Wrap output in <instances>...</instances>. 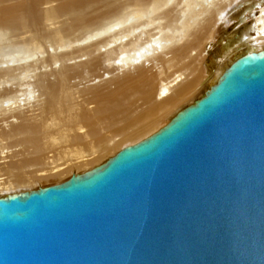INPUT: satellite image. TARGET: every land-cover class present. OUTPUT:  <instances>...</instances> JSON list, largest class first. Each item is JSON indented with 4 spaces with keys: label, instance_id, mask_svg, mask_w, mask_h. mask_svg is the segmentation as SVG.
<instances>
[{
    "label": "water",
    "instance_id": "95a60500",
    "mask_svg": "<svg viewBox=\"0 0 264 264\" xmlns=\"http://www.w3.org/2000/svg\"><path fill=\"white\" fill-rule=\"evenodd\" d=\"M0 264H264V49L102 165L0 197Z\"/></svg>",
    "mask_w": 264,
    "mask_h": 264
},
{
    "label": "bare ground",
    "instance_id": "6f19581e",
    "mask_svg": "<svg viewBox=\"0 0 264 264\" xmlns=\"http://www.w3.org/2000/svg\"><path fill=\"white\" fill-rule=\"evenodd\" d=\"M94 1L20 16L16 5L0 7V197L102 165L175 115L236 54L264 49V0H110L98 24L105 5ZM231 24L238 32L217 52ZM208 55L215 60L200 67Z\"/></svg>",
    "mask_w": 264,
    "mask_h": 264
},
{
    "label": "rangeland",
    "instance_id": "374dc122",
    "mask_svg": "<svg viewBox=\"0 0 264 264\" xmlns=\"http://www.w3.org/2000/svg\"><path fill=\"white\" fill-rule=\"evenodd\" d=\"M66 0H0V7H3V6H6V5H16V7L15 8H10V11L12 12L11 14L13 15V14H17L18 16H20V13L21 12H25L26 11V9L30 6L31 7V9L33 10V11H38V9L39 8H43V7H45V6H47V5H52V6H58L59 4H62V3H64ZM79 1V3H80V5H81V7L80 8H84V7H86L87 6V4H88V6L86 7V9L88 8V7H94L95 6V1L94 0H78ZM104 0H102V2H101V5H102V3L105 5V6H101L102 8H99L97 11H96V13H94V15L93 14H91V18H93V16H94V18H96V21H97V24L98 23H100L101 21H102V19L100 18V17H103V20H105V19H107L109 16H110V0H105L104 2H103ZM109 4V5H108ZM99 7H100V5H99ZM85 11V10H84ZM68 16V12H67V15H66V17ZM60 17V18H59ZM58 18H59V20L60 19H64V17H65V15L64 14H61L60 16H59ZM58 20V19H57ZM58 24V23H57ZM91 25H93V23H91ZM236 26L234 25H232L231 24V26H223V28H221V30L218 32V43H217V45H216V48H218L219 50H217V52H219V51H221L222 50V47H226V44L228 43V42H230L231 40H233L234 38H233V35L236 33V32H238V29H236L235 28ZM80 30V29H79ZM79 30H77L76 31V33L79 31ZM21 32L23 33V34H21ZM28 32V34L26 35V33ZM33 32H34V30H33ZM17 35H23L24 37L25 36H29L30 35V32L29 31H26V30H24V29H20L19 31H18V33H17ZM21 37V36H20ZM223 37V38H222ZM222 38V39H221ZM221 39V40H220ZM223 40V41H222ZM219 46V47H218ZM209 56V55H208ZM214 58H212L211 56H209V58L207 59H205L206 61H204V63H201V65H200V67H202V65H209V64H211L212 63V61H214L213 60ZM214 67V65H211L210 67H209V69L211 68H213ZM210 71V70H209ZM215 77L216 76H214V79H212L213 81H215ZM212 81V82H213ZM207 82V83H206ZM205 82V85H203L201 88H199V91H198V93H197V95L195 96V97H193V98H191L189 101H185L183 104H182V106H181V108H183L184 106H186V105H188V104H191L196 98H198L199 97V95L202 93V91L209 85V84H211L212 82H210L209 83V81H206ZM180 108V109H181ZM180 109H178V111L180 110ZM177 111V112H178ZM174 116V115H173ZM172 116V117H173ZM170 115H168L166 118H164V119H162L161 121V123H162V125L160 124L159 125V127H156L157 129L158 128H161L163 125H165L171 118H172ZM164 123V124H163ZM156 128H154V129H152V130H150L149 132H147L145 135H143V136H141L137 141H139V140H141V139H143V138H146L153 130L154 131H157V129ZM146 136V137H145ZM137 141H135V142H137ZM135 142H132V143H130L129 145H131V144H133V143H135ZM124 147V146H123Z\"/></svg>",
    "mask_w": 264,
    "mask_h": 264
}]
</instances>
